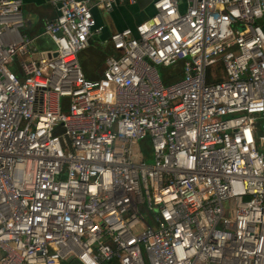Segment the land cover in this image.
<instances>
[{
  "label": "built area",
  "instance_id": "obj_1",
  "mask_svg": "<svg viewBox=\"0 0 264 264\" xmlns=\"http://www.w3.org/2000/svg\"><path fill=\"white\" fill-rule=\"evenodd\" d=\"M52 3L35 59L0 0V264H264V0H151L96 80L93 10L136 0Z\"/></svg>",
  "mask_w": 264,
  "mask_h": 264
},
{
  "label": "crops",
  "instance_id": "obj_2",
  "mask_svg": "<svg viewBox=\"0 0 264 264\" xmlns=\"http://www.w3.org/2000/svg\"><path fill=\"white\" fill-rule=\"evenodd\" d=\"M152 13L151 0H136L134 5L120 4L109 12L94 9L96 27L101 28V31L91 35L87 48L78 56L85 77L90 80L101 77L105 57L111 53L110 34L126 28L134 29L137 24L150 18ZM20 14L23 24L16 28L15 34L19 39L36 38L33 58H39L43 53L52 51L53 43L42 35L45 22L57 16L52 0H21ZM261 24L264 25V20ZM179 77H181V63L171 67L162 79L168 83Z\"/></svg>",
  "mask_w": 264,
  "mask_h": 264
},
{
  "label": "rangeland",
  "instance_id": "obj_3",
  "mask_svg": "<svg viewBox=\"0 0 264 264\" xmlns=\"http://www.w3.org/2000/svg\"><path fill=\"white\" fill-rule=\"evenodd\" d=\"M52 50H54V47L52 48ZM13 69V68H12ZM170 70V68H162V67H158V72L160 74V76L164 79V76L168 74V71ZM180 78V77H179Z\"/></svg>",
  "mask_w": 264,
  "mask_h": 264
},
{
  "label": "trees",
  "instance_id": "obj_4",
  "mask_svg": "<svg viewBox=\"0 0 264 264\" xmlns=\"http://www.w3.org/2000/svg\"><path fill=\"white\" fill-rule=\"evenodd\" d=\"M145 150H147V148Z\"/></svg>",
  "mask_w": 264,
  "mask_h": 264
}]
</instances>
